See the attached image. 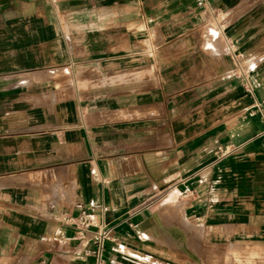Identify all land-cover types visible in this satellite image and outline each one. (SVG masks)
I'll return each instance as SVG.
<instances>
[{"label":"crops","instance_id":"obj_1","mask_svg":"<svg viewBox=\"0 0 264 264\" xmlns=\"http://www.w3.org/2000/svg\"><path fill=\"white\" fill-rule=\"evenodd\" d=\"M6 262L264 264V0H0Z\"/></svg>","mask_w":264,"mask_h":264},{"label":"built area","instance_id":"obj_2","mask_svg":"<svg viewBox=\"0 0 264 264\" xmlns=\"http://www.w3.org/2000/svg\"><path fill=\"white\" fill-rule=\"evenodd\" d=\"M65 223L76 229L77 239L81 245L93 243L92 252L100 261L105 242L111 236L112 226L106 222L98 223L93 214L85 210H82L77 217H69Z\"/></svg>","mask_w":264,"mask_h":264},{"label":"rangeland","instance_id":"obj_3","mask_svg":"<svg viewBox=\"0 0 264 264\" xmlns=\"http://www.w3.org/2000/svg\"><path fill=\"white\" fill-rule=\"evenodd\" d=\"M148 258H150V257H148ZM2 264V263H1ZM3 264H7V262L6 263H3Z\"/></svg>","mask_w":264,"mask_h":264}]
</instances>
